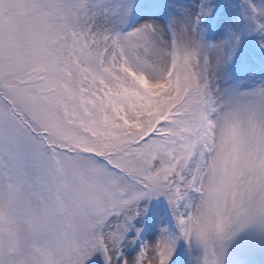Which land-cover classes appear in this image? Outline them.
<instances>
[{"label": "snow or ice", "instance_id": "1", "mask_svg": "<svg viewBox=\"0 0 264 264\" xmlns=\"http://www.w3.org/2000/svg\"><path fill=\"white\" fill-rule=\"evenodd\" d=\"M264 241V0H0V264H245Z\"/></svg>", "mask_w": 264, "mask_h": 264}, {"label": "rangeland", "instance_id": "2", "mask_svg": "<svg viewBox=\"0 0 264 264\" xmlns=\"http://www.w3.org/2000/svg\"><path fill=\"white\" fill-rule=\"evenodd\" d=\"M242 250L245 264H264V241L254 235H246L235 245L233 253Z\"/></svg>", "mask_w": 264, "mask_h": 264}]
</instances>
